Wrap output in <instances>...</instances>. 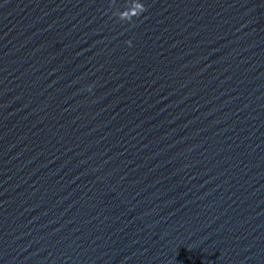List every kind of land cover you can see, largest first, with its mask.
<instances>
[{
  "label": "water",
  "instance_id": "95a60500",
  "mask_svg": "<svg viewBox=\"0 0 264 264\" xmlns=\"http://www.w3.org/2000/svg\"><path fill=\"white\" fill-rule=\"evenodd\" d=\"M264 178V0H102Z\"/></svg>",
  "mask_w": 264,
  "mask_h": 264
}]
</instances>
